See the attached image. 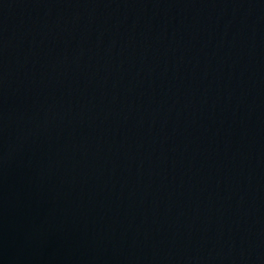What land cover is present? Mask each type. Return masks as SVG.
Returning a JSON list of instances; mask_svg holds the SVG:
<instances>
[{
    "label": "water",
    "instance_id": "obj_1",
    "mask_svg": "<svg viewBox=\"0 0 264 264\" xmlns=\"http://www.w3.org/2000/svg\"><path fill=\"white\" fill-rule=\"evenodd\" d=\"M0 264H264V0H0Z\"/></svg>",
    "mask_w": 264,
    "mask_h": 264
}]
</instances>
